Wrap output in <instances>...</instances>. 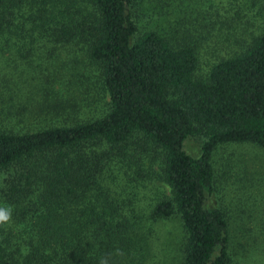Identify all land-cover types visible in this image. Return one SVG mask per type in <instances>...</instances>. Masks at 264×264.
Segmentation results:
<instances>
[{
    "label": "trees",
    "instance_id": "obj_1",
    "mask_svg": "<svg viewBox=\"0 0 264 264\" xmlns=\"http://www.w3.org/2000/svg\"><path fill=\"white\" fill-rule=\"evenodd\" d=\"M240 1L232 25L205 0L192 26L166 29L159 21L182 0H0V51L55 57L83 46L108 96L96 119L32 131L9 124L21 111L0 88V205L18 219L0 233V264H98L108 254L133 264L160 238L132 235L172 221L179 237L165 240L160 264L245 263L252 236L208 206L218 148L264 152V0ZM211 37L226 55L198 78V41ZM190 138L202 139L197 157ZM156 181L169 194L152 192Z\"/></svg>",
    "mask_w": 264,
    "mask_h": 264
},
{
    "label": "rangeland",
    "instance_id": "obj_2",
    "mask_svg": "<svg viewBox=\"0 0 264 264\" xmlns=\"http://www.w3.org/2000/svg\"><path fill=\"white\" fill-rule=\"evenodd\" d=\"M213 1L218 5L220 13L227 16L225 21L229 25H232L234 17L239 18L233 14L246 8L240 0ZM204 2L205 0H182V5H174L177 8L172 10L166 25L159 22L167 29L174 21L182 20L188 24V28L198 19V10L209 6H205ZM235 21L239 22L240 28L247 24V18ZM198 45L199 64L196 76L201 78L225 57L226 51L217 46V41L212 37L202 43L199 40ZM82 48L83 46L76 50L71 47L60 48L57 50L59 55L55 57H47L46 52L37 51L36 55L25 58L10 48L0 51V88L6 90L4 91L8 98L16 96L15 103L21 111L17 117L8 118L9 124L19 126L18 129L26 130L27 127L33 131L68 126L103 115L108 96L101 82V72ZM42 103L47 107L37 115V109ZM3 123L7 122H3L0 116V126ZM201 141V138L188 139L185 143L187 153L197 157ZM213 165L217 190L210 198L208 206L225 207L230 212V226L233 231L241 228L244 233L247 231V237L252 236L248 239V244L244 245L249 258L240 264H264V152L251 146H222L214 155ZM155 189L169 194L168 188L160 181L155 182L152 192L156 193ZM152 192L145 199L141 196V202L152 199ZM255 197L258 198L257 201L254 200ZM17 220V217L13 218L11 226L0 228V233L8 232ZM144 225L145 229L136 231L137 237H132L142 241L148 235L147 229L151 228L152 234L160 238V243L150 254L144 252L145 258L140 256L137 248L133 264H160L168 254L165 251V240L179 237L178 224L172 221L152 226L144 222Z\"/></svg>",
    "mask_w": 264,
    "mask_h": 264
},
{
    "label": "clouds",
    "instance_id": "obj_3",
    "mask_svg": "<svg viewBox=\"0 0 264 264\" xmlns=\"http://www.w3.org/2000/svg\"><path fill=\"white\" fill-rule=\"evenodd\" d=\"M13 223V208L10 205H0V228L11 226ZM122 255V253H118ZM109 256L105 255L99 259L98 264H109Z\"/></svg>",
    "mask_w": 264,
    "mask_h": 264
}]
</instances>
